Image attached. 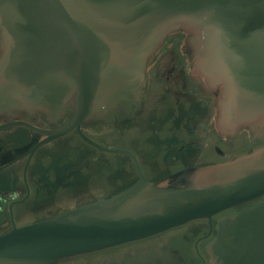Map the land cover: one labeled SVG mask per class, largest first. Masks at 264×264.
I'll return each instance as SVG.
<instances>
[{
  "label": "water",
  "instance_id": "1",
  "mask_svg": "<svg viewBox=\"0 0 264 264\" xmlns=\"http://www.w3.org/2000/svg\"><path fill=\"white\" fill-rule=\"evenodd\" d=\"M180 30L196 74L219 88V131H264V0H0V107L73 100L81 120L129 109L149 58ZM242 205L217 222L211 264H264V147L13 228L0 264H54Z\"/></svg>",
  "mask_w": 264,
  "mask_h": 264
},
{
  "label": "flooded vegetation",
  "instance_id": "2",
  "mask_svg": "<svg viewBox=\"0 0 264 264\" xmlns=\"http://www.w3.org/2000/svg\"><path fill=\"white\" fill-rule=\"evenodd\" d=\"M191 37L180 30L165 38L129 109L81 120L73 100L0 107V236L118 194L140 177L158 182L264 147L260 128L219 131V88L207 89L196 74ZM243 206L54 264H211L217 222Z\"/></svg>",
  "mask_w": 264,
  "mask_h": 264
}]
</instances>
